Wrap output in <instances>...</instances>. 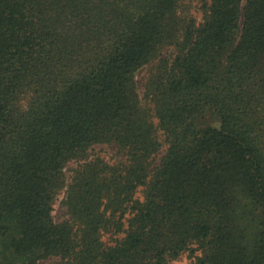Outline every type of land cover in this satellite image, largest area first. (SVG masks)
Wrapping results in <instances>:
<instances>
[{
	"label": "trees",
	"instance_id": "obj_1",
	"mask_svg": "<svg viewBox=\"0 0 264 264\" xmlns=\"http://www.w3.org/2000/svg\"><path fill=\"white\" fill-rule=\"evenodd\" d=\"M186 251L264 264V0H0V264Z\"/></svg>",
	"mask_w": 264,
	"mask_h": 264
},
{
	"label": "rangeland",
	"instance_id": "obj_2",
	"mask_svg": "<svg viewBox=\"0 0 264 264\" xmlns=\"http://www.w3.org/2000/svg\"><path fill=\"white\" fill-rule=\"evenodd\" d=\"M191 11L194 15L199 19L201 16L200 10L196 7V1H193L191 6ZM151 67L150 64L144 65L135 71V79L139 85L143 81L144 77L147 75L149 68ZM164 149V147H163ZM161 149V150H163ZM116 148L113 145L108 143H95L91 145L89 148V152L91 155L98 154L108 160H113L116 156L115 153ZM161 152V151H160ZM76 163H70V166H74ZM62 194L57 197L53 204V217L56 221H61L67 217L66 208L61 202ZM199 251H197L194 255H191L188 251L182 253L179 257L173 260L175 264H191L195 258V255H198ZM48 260L42 259L39 264H47Z\"/></svg>",
	"mask_w": 264,
	"mask_h": 264
}]
</instances>
